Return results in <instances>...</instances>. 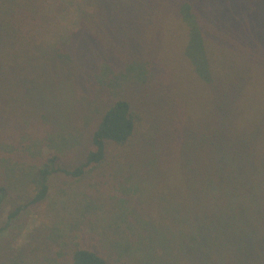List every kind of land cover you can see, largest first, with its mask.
Here are the masks:
<instances>
[{"label": "trees", "instance_id": "16d2710c", "mask_svg": "<svg viewBox=\"0 0 264 264\" xmlns=\"http://www.w3.org/2000/svg\"><path fill=\"white\" fill-rule=\"evenodd\" d=\"M52 195L48 264H264V0H0V241Z\"/></svg>", "mask_w": 264, "mask_h": 264}, {"label": "rangeland", "instance_id": "374dc122", "mask_svg": "<svg viewBox=\"0 0 264 264\" xmlns=\"http://www.w3.org/2000/svg\"><path fill=\"white\" fill-rule=\"evenodd\" d=\"M174 50V48H173ZM125 98L130 102L135 104L138 107L140 100L142 99L137 93H133L130 88L124 94ZM148 98L149 94H148ZM147 105L149 104V100H146ZM84 106L82 112L87 111L86 102H81ZM75 120L71 123H74ZM79 126L81 123L79 121L76 122ZM83 127V125H82ZM140 132L144 134V127H140ZM74 141H72V145L74 147L79 148L80 144L78 140L80 139V133H75L73 136ZM60 178L53 179L52 186L53 192L58 188L57 184L61 182ZM49 201L42 207L38 209H30L25 215L22 216L20 221H16L13 223L11 232L9 237L4 240L2 243L0 241V264H19L15 261H19L21 259L20 254L18 255V251L16 249H24L22 253L23 258L25 259V264H48L46 262L47 252L43 249V235L40 229L42 227L50 226L51 224L58 222L60 220H67L69 215L72 217L75 215L72 211L73 205V195H52ZM64 203L67 204V209L63 210L65 206ZM56 207L62 209L64 214L60 215L63 219H60L58 215H56L55 209ZM69 208V209H68ZM156 215H159L156 213ZM5 216L0 215V227L3 225V218ZM31 232V236H27L28 232ZM90 241V245H95L92 237L88 235L84 236ZM89 244V243H88ZM45 258V259H44Z\"/></svg>", "mask_w": 264, "mask_h": 264}]
</instances>
